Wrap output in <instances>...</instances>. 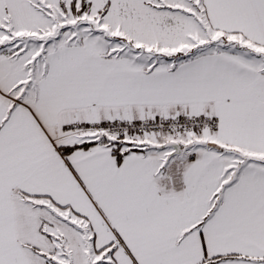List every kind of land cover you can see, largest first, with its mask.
<instances>
[{"label": "snow or ice", "instance_id": "obj_1", "mask_svg": "<svg viewBox=\"0 0 264 264\" xmlns=\"http://www.w3.org/2000/svg\"><path fill=\"white\" fill-rule=\"evenodd\" d=\"M0 264H264V0H0Z\"/></svg>", "mask_w": 264, "mask_h": 264}]
</instances>
